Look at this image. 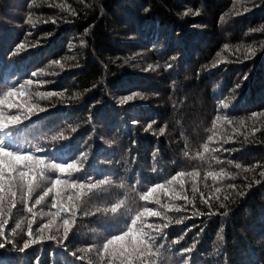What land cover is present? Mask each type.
<instances>
[{
  "label": "trees",
  "instance_id": "16d2710c",
  "mask_svg": "<svg viewBox=\"0 0 264 264\" xmlns=\"http://www.w3.org/2000/svg\"><path fill=\"white\" fill-rule=\"evenodd\" d=\"M49 4H62L68 10ZM189 8L200 15L184 16ZM29 16L35 25L27 23ZM261 29L264 0H0V93L25 79L36 81L33 91L64 92L62 98L39 102L48 111L16 130V144L28 150L40 145L44 152L38 155L59 162L79 158L86 151V174L123 180L138 191L165 182L178 170L199 168V188L206 197L213 196L210 203L215 214H208L209 207L202 203L199 192L195 208L187 205L182 213H169L173 223L165 230L167 237L158 243L171 251L159 264H180L178 250L194 242L193 252L184 254L192 264H264V177L259 175L264 171V117L252 119L253 113L264 112ZM21 43L25 48L17 51ZM249 44L257 48V55L244 60V50L236 49ZM73 56L76 59H71ZM172 56L177 60L172 61ZM56 59L65 64L63 70L48 68ZM220 59L228 62L213 68L212 62ZM167 63L173 65L171 69L165 67ZM42 69L50 74L31 76ZM245 74L247 80H243ZM237 83L242 86L235 99L228 109H220V104L233 96ZM136 92L146 98L134 97L119 104L121 97ZM77 93L79 98H73ZM216 115L229 116L233 124L219 121L216 129L209 131ZM240 119L245 121L242 128L235 123ZM150 122H154L152 129L145 131ZM162 126H166L163 136L159 135ZM72 127L76 132H71ZM233 128L243 134H234ZM254 128L259 131L253 133ZM221 129L231 136L228 143H223ZM213 131L218 135L210 147H221L212 154L221 164L193 158L203 151ZM62 132L68 140H52ZM185 151L190 156L185 157ZM208 163L211 170L224 168L236 179L203 181ZM235 163L254 170L243 172ZM205 183L210 187L205 188ZM215 186L221 187L220 193H214ZM186 189L191 196L190 183ZM161 200L167 198L161 196ZM95 203L103 206L106 201ZM174 203L183 205L184 201ZM221 203L225 207L221 208ZM41 209L48 211L49 207L45 203L35 211ZM194 211L204 214L193 216ZM25 216L31 218L22 205L13 209L6 233ZM182 216L188 218L176 225L175 218ZM149 220L160 222L155 217ZM46 221L47 217H37L34 230ZM123 227V222L111 215L86 216L81 212L74 232L65 241L67 249L49 240L21 253L17 246L27 239L25 222L24 230L14 237L16 246L7 244L0 249V264H36L37 258L40 264H86L70 252ZM184 233L183 240L172 243ZM219 235L223 241L217 239Z\"/></svg>",
  "mask_w": 264,
  "mask_h": 264
},
{
  "label": "snow or ice",
  "instance_id": "6c2138e0",
  "mask_svg": "<svg viewBox=\"0 0 264 264\" xmlns=\"http://www.w3.org/2000/svg\"><path fill=\"white\" fill-rule=\"evenodd\" d=\"M49 7H58L63 10H68L62 4H49ZM192 13V9H188L183 13L188 16ZM75 15V12L72 13ZM196 16L200 15L199 11L192 13ZM223 19V17H221ZM47 22V21H45ZM53 24L55 19H51ZM27 23L35 25V21L29 16ZM264 30V29H261ZM87 34V30H86ZM25 48V43H21L17 47V51ZM225 51L229 50L227 44L224 45ZM243 49L246 55L244 60L250 59L257 55V48L251 44L248 47L240 45L236 51ZM220 53H217L219 56ZM69 57H64L67 61ZM71 59H76L74 56ZM172 61L177 60L176 56L171 57ZM224 59L214 60L211 64L213 68L218 64L227 63ZM171 63H167V69L172 68ZM64 69L65 64L61 60H53L48 68ZM155 67H159L157 64ZM153 69V65L148 66ZM50 74L42 69L39 72H32V77L44 76ZM55 75V73H51ZM245 74L243 80H247ZM36 83L33 79H25L22 83L13 84L7 87L0 93V249L6 247L7 244L16 246L14 237L18 231L24 230L26 222V231L24 235L27 239L17 246V251L23 253L26 249L35 244L44 241H54L59 247L67 249L65 241L69 240V235L74 232L77 225L78 213L83 212V215H111L114 219L122 221L124 227L116 231H110L106 236H103L96 243L89 244L86 247H79L70 252V255L78 261H85L86 264H159V261L165 259V253L170 252L164 243H158V240L166 238L168 233L165 231L173 223V217L169 213H182L187 210V205H192L195 208L194 201L197 198V193H200L202 203L208 205L209 215L215 214L211 211V203L213 196L200 190L199 184L201 181V170L194 168L192 170H178L165 182H156L146 189L137 190L135 185H128L123 180L117 182L111 177H95L92 174H86L85 164L88 160V152H81L79 158L76 156L70 157L68 160L59 162L54 158H45L43 155H38L44 152V148L40 145L31 146L32 150L22 149L16 144V130L20 128L26 121H30L39 113L48 111L46 107H42L40 101H50L53 97L62 98L64 92L56 91H33V85ZM242 85L237 83L232 89L233 96L226 102L220 104V109H228L231 100L235 99L236 90ZM134 97L143 100L146 97L136 92L131 95H125L119 99V104L124 105L132 101ZM73 98H79V93ZM53 107L55 104L52 105ZM264 117V112L253 113L252 119ZM226 121L229 125L233 124V120L227 115H216L212 121V128L216 129L217 122ZM137 123V121H133ZM154 122H150L145 131L152 129ZM240 128L244 127L245 121L240 119L236 121ZM71 132H76V127H72ZM166 131V126H162L159 130V135L163 136ZM234 134L242 135L239 128L232 129ZM259 129H253V133ZM217 133L208 136V142L204 143L202 152H197L195 157L202 162L214 160L216 164L223 163L219 158L212 155L221 151V147H210V144L217 137ZM220 136L223 143H228L231 136L220 130ZM69 137L65 133H60L53 136L52 140H68ZM247 140V136H245ZM229 151L228 149H223ZM205 154H208L206 157ZM156 153H153L155 157ZM184 156H190V153L185 151ZM229 164L232 162L229 161ZM236 169H242L243 172H249L254 169L242 167L240 163H235ZM208 169L204 172L203 181L209 178L213 182L223 180L225 178L235 180L236 176L226 171L224 168L219 170H211L212 165L208 163ZM264 177V171L259 173ZM259 183V181H254ZM190 183L191 196L188 195L186 184ZM205 188L210 186L206 183ZM229 188H235V185H228ZM117 189L123 191H116ZM214 193H220L221 187L215 186ZM243 196L245 193L240 192ZM123 198H120V197ZM161 196L167 200L162 202ZM35 197V198H34ZM51 198L48 200V198ZM219 199V197H216ZM224 199H228L227 196ZM97 201H106L101 206L96 204ZM174 201H184V204H177ZM144 202V203H140ZM47 204L48 211L41 209L35 211L37 206ZM95 204V207H93ZM154 204L159 208L149 207ZM18 205L23 206V211L30 215V219L25 216L15 223L14 227L6 233V226L9 224V218L13 215V209H17ZM223 208L225 205L220 204ZM54 209L55 211H52ZM204 213L194 211L193 216L203 215ZM223 215H228L224 212ZM37 217L41 219L47 217V221L33 228ZM159 218V221H150L149 218ZM188 217L175 218L174 223L179 225ZM47 230V232H46ZM190 230V229H189ZM220 233L224 229L221 228ZM186 233L181 234L173 244L179 243L184 239ZM218 240L223 241L224 237L219 235ZM196 248L194 242L190 247L179 249L181 254L180 264H192L191 258L184 255L191 253ZM163 250V251H162ZM79 253V254H78ZM155 258V259H153ZM36 264H40L37 258Z\"/></svg>",
  "mask_w": 264,
  "mask_h": 264
}]
</instances>
